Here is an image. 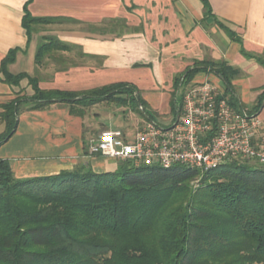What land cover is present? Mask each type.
Segmentation results:
<instances>
[{"label":"trees","instance_id":"obj_1","mask_svg":"<svg viewBox=\"0 0 264 264\" xmlns=\"http://www.w3.org/2000/svg\"><path fill=\"white\" fill-rule=\"evenodd\" d=\"M201 1L206 15L213 16L209 0ZM31 2H25L22 17L28 41L37 25L62 21L33 16ZM71 48L45 36L35 62L42 65L45 58H55L54 51ZM21 50L11 48L0 64V81L14 95L0 103V145L15 132L23 110L54 104L84 116L92 105L116 103L155 120L138 87L129 82L76 92L42 89L37 76L13 74L9 65ZM246 55L264 66L263 56ZM207 69L222 79L221 97L243 109L232 84L239 71L226 61H199L187 68L184 77L175 79L174 98L179 84L191 83ZM27 85L31 93L24 92ZM177 99L174 119L182 109V96ZM263 100L264 92L250 112H258ZM0 264H264V164L233 159L204 171L118 160L114 169L102 172L81 164L54 175L18 178L9 160L0 158Z\"/></svg>","mask_w":264,"mask_h":264},{"label":"crops","instance_id":"obj_2","mask_svg":"<svg viewBox=\"0 0 264 264\" xmlns=\"http://www.w3.org/2000/svg\"><path fill=\"white\" fill-rule=\"evenodd\" d=\"M26 1L0 0V64L11 48L20 47L10 72L37 76L42 89L80 92L129 82L153 112L158 108L152 107L144 91L173 87L171 98L162 90L166 97L162 109L170 106L173 113L172 102L181 85L174 98L177 77H184L185 70L199 61H226L239 71L232 84L243 109L259 102L264 92V66L246 55L264 57V0H209L211 17L201 0H32L33 16L62 17V21L37 26L29 41L22 25ZM45 36L73 48L38 66L36 52ZM205 81L225 90L222 79L210 69L192 80ZM13 96L12 87L0 81V103ZM256 114L262 121L258 132L264 137V106ZM87 115H74L64 104L23 110L15 132L0 145V158L9 160L18 178L54 175L81 164L105 171V158L89 154V136L96 126L89 125ZM94 118L101 125L119 123L109 113Z\"/></svg>","mask_w":264,"mask_h":264},{"label":"built area","instance_id":"obj_3","mask_svg":"<svg viewBox=\"0 0 264 264\" xmlns=\"http://www.w3.org/2000/svg\"><path fill=\"white\" fill-rule=\"evenodd\" d=\"M222 92L209 83L185 87L178 119L176 115L167 125L145 119L133 134L121 127L104 130L90 139L89 154L136 165L182 164L204 171L233 159L264 164V145L257 140L260 117L232 107Z\"/></svg>","mask_w":264,"mask_h":264},{"label":"rangeland","instance_id":"obj_4","mask_svg":"<svg viewBox=\"0 0 264 264\" xmlns=\"http://www.w3.org/2000/svg\"><path fill=\"white\" fill-rule=\"evenodd\" d=\"M46 25V24H45ZM39 26V25H37ZM36 26V27H37ZM115 28H120L119 30L123 29L122 27L119 26H115ZM73 48V47H72ZM53 55L58 56V55H62V50L59 51H54ZM210 58V57H208ZM79 61V60H78ZM52 60H47V58H45L42 66L47 65V63H51ZM176 75H174L175 77ZM203 83H209L211 84L210 81H205ZM27 82L23 81L22 85H26ZM195 84H199V83H189L186 85H183L182 88L180 89V92L178 94V99L180 100L181 97V91L185 88V87H192ZM212 85V84H211ZM213 86V85H212ZM214 87V86H213ZM25 93L29 92L31 93V88L30 86L27 85V87L25 86ZM162 90L164 92H166V95L171 98V94L173 91V87H167V89H165V87L161 90V92L158 91H151L150 89H147L146 91H144V95H146L149 98V101L151 102V105L153 108H158V109H153V113L155 116V119L157 122L167 125L169 123L172 122L173 120V113L171 112L170 106H166L165 109H162L163 106V101L166 98L164 96V94L162 93ZM223 91V90H220ZM143 95V96H144ZM257 103L250 106V105H245V108H247L248 110L252 111L255 109V107L257 106ZM62 105V104H61ZM66 105V104H64ZM256 105V106H255ZM1 111V108H0ZM86 112L88 113L87 117H88V122H91L92 124L89 125H94L95 128V132L93 134H90L89 138L91 139L92 137H96L98 136L102 131L104 130H108L114 127H122L123 129H125V131L130 134L133 132H136L138 129H140L144 124H145V119L136 111H134L132 108L128 107V106H118L116 103H103L99 106H94V107H90L86 110ZM109 116H113L114 120H117L119 123H116L113 126H108V125H101V123H99V121H96V119L94 118L95 114L97 116L99 115H105L108 114ZM91 119V121H90ZM97 122V123H96ZM263 131V129H261ZM4 131V124L0 122V135L2 134V132ZM258 141L264 145V137L262 136V134L260 132H258ZM106 164H107V169H114L115 166L117 165L118 160L115 159H108L105 158ZM198 179L194 180L192 182V184L196 185Z\"/></svg>","mask_w":264,"mask_h":264},{"label":"water","instance_id":"obj_5","mask_svg":"<svg viewBox=\"0 0 264 264\" xmlns=\"http://www.w3.org/2000/svg\"><path fill=\"white\" fill-rule=\"evenodd\" d=\"M72 100H74V99H72ZM264 106V101H263V103H262V107ZM178 117H179V114H177V119H178Z\"/></svg>","mask_w":264,"mask_h":264}]
</instances>
